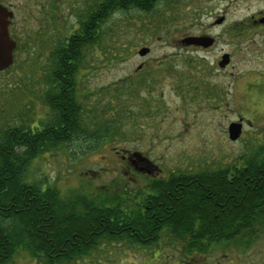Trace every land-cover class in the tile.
Segmentation results:
<instances>
[{
  "label": "flooded vegetation",
  "instance_id": "1",
  "mask_svg": "<svg viewBox=\"0 0 264 264\" xmlns=\"http://www.w3.org/2000/svg\"><path fill=\"white\" fill-rule=\"evenodd\" d=\"M224 1V6L215 14L211 24L230 25L228 33L231 41L227 43H232V49H221L214 69L202 67V79L199 80L204 84L200 86L203 92L196 93L189 88V95L207 100L216 94L219 104L242 102L250 105L254 115L248 117L242 112L238 113L229 122L225 135L231 143H239L242 151L251 152L249 156L227 166L192 172L191 169L175 170L158 164L149 160L139 149L116 150L121 153V165L127 175L120 190L114 186L116 179L100 188L106 192L99 193L105 195L99 196V199L96 189L66 198L56 187L63 199H74L79 206L60 210L63 227L68 228L72 222L86 224L77 225L73 235H63L58 242L49 243L46 239L36 242L41 251L32 253L20 250L19 255L27 254L26 259L34 264H264V241L256 240L258 233L264 232V0ZM240 1L246 3L244 9L247 13L230 16L233 7L237 8ZM88 5V14L83 15L79 8L71 6L69 0H0V16H5L9 39L14 43L12 61L0 68V121L9 120L11 115L13 117L10 110L15 103L14 90L20 87L15 82V74H21L29 67L25 58L38 45L44 58L43 103L40 109L46 115L43 116L45 120H38L28 108L24 116L18 118V123L0 124V136L10 125L24 124L31 132L47 129L48 123L57 120L54 104L61 102L64 72L72 73V81H68L66 89L72 92V99L77 103L75 107L78 109L79 102L84 103L80 100L79 72L84 62H89V56L95 49L96 1L90 0ZM65 13L69 16H65ZM65 24L71 26L64 30ZM188 36L213 37V42L208 46L184 43L187 47L204 52L211 51L222 40L218 33L209 31L185 35L184 38ZM225 54L228 55V62L222 63ZM244 63H248L247 68H241ZM147 67L148 64L141 61L137 70L144 71ZM211 70L218 71L216 84L207 82V72ZM148 72L141 75L144 83L149 79ZM227 78L230 81L225 86L224 80ZM132 84L134 90L143 89L136 82ZM125 85H129L127 81ZM226 88L231 90L226 91ZM83 106L90 128L88 139L67 140L49 148V152L63 145L71 149L95 148L90 111L85 104ZM234 121L242 124V131L237 139L232 140L229 125ZM77 122L72 137H79ZM247 127L252 130L247 132ZM134 153L140 154L134 156ZM256 157L258 160H255ZM200 172L220 175L214 178L190 176ZM181 174H184L183 178ZM210 179L236 183L237 191L240 183H248L246 190L253 191L260 183V192L255 195L245 192L243 199H247L248 204L240 207L239 202L235 203L236 209L232 215H228V210L216 208L210 221L203 211L174 208L178 195L173 190L177 185L195 182L198 187ZM42 184L44 188L47 187L46 183ZM49 245L52 246L51 251L46 252Z\"/></svg>",
  "mask_w": 264,
  "mask_h": 264
},
{
  "label": "rangeland",
  "instance_id": "2",
  "mask_svg": "<svg viewBox=\"0 0 264 264\" xmlns=\"http://www.w3.org/2000/svg\"><path fill=\"white\" fill-rule=\"evenodd\" d=\"M70 1L81 14H88L90 0ZM95 1L96 5L101 2ZM224 3V0H159L146 11L133 7L108 14L101 22L89 62L86 60L79 72V80L80 100L90 111V127L95 131L97 126L108 122L113 126L112 132L102 142H96L92 150L63 145L56 151L42 153L28 168L29 181L54 185L66 198L96 189L99 199V196L105 197L99 195L106 192L100 189L102 186L116 179L114 186L119 191L125 182L127 175L121 165V153L116 152L122 148L139 149L158 164L192 172L246 159L251 152L242 151L239 143H231L225 135L229 122L238 113L254 115L250 105L219 104L216 94L207 100L189 95V88L196 93L203 92L200 86L204 84L199 80L202 67L214 69L221 49H232V43H227L231 41L230 25L211 24ZM238 4L230 16L247 13L246 3ZM65 16L69 15L65 13ZM64 26L66 30L71 25ZM205 31L218 33L223 40L209 52L196 51L181 42L185 35ZM143 46L150 50L140 55L138 51ZM42 57L39 45L32 48L25 58L29 67L15 74V82L20 87L14 90L15 103L10 110L13 117L0 121L1 125L18 123L28 108L38 120H45L46 115L40 109L44 86ZM141 61L148 67L139 72ZM247 67L248 63L241 64V68ZM143 72H148L149 77L145 83L141 78ZM217 73L216 70L207 72V82L216 84ZM126 81L129 85H125ZM229 81L224 80L225 86ZM132 82L143 89L134 90ZM251 130L247 127V132ZM91 170L96 173L92 174ZM258 235L256 240L264 241V232ZM26 256L16 254L9 264H34Z\"/></svg>",
  "mask_w": 264,
  "mask_h": 264
},
{
  "label": "trees",
  "instance_id": "3",
  "mask_svg": "<svg viewBox=\"0 0 264 264\" xmlns=\"http://www.w3.org/2000/svg\"><path fill=\"white\" fill-rule=\"evenodd\" d=\"M157 1L159 0H101L96 5L95 38L100 34L101 22L108 14L133 7L146 11ZM68 81H72V73H62L61 102L54 104L57 109V120L48 123L47 129L28 132L24 124L10 125V128L0 136V264H8L20 250L32 253L41 251L42 249L35 245L36 242L45 239L49 243L58 242L63 235H73L77 231V225L86 224L72 222L65 229L60 222L63 216L60 210L76 209L79 207L76 201L63 199L54 185L47 184L44 188L42 182H31L27 177L32 161L42 153L49 152V148L67 140L83 138L87 140L90 136L87 113L83 109L84 103L79 102L78 109L75 107L77 103L72 99L73 94L66 89ZM76 121L79 137H72ZM106 123L97 126L96 121L94 138L97 144L112 132L113 126ZM255 160H258V157ZM219 175L216 172L190 174L209 178ZM180 176L183 178L184 174ZM184 183L177 185L173 190L178 195L174 208L190 212L203 211L209 218L208 221L214 218L213 212L216 208L228 210V215H232L236 209L235 203L239 202L240 207L248 204L247 199H243L245 192L248 195L260 192L258 191L260 183L257 184L255 191L246 190L248 183H240V189L237 191L236 183L216 179L207 180L198 187L195 182L191 185ZM236 194L238 197H235ZM51 247L49 245L46 252H50Z\"/></svg>",
  "mask_w": 264,
  "mask_h": 264
},
{
  "label": "water",
  "instance_id": "4",
  "mask_svg": "<svg viewBox=\"0 0 264 264\" xmlns=\"http://www.w3.org/2000/svg\"><path fill=\"white\" fill-rule=\"evenodd\" d=\"M220 22V20H219ZM185 44H201L208 46L213 42L211 36H188L182 40ZM14 43L9 39V33L7 29V23L5 16H0V68L7 66L12 61V50ZM150 50V47L143 46L139 49L140 55H145ZM224 60L222 63L228 62V55L223 56ZM242 131V124L240 122H231L229 125V135L232 140L237 139ZM140 153H134V156H138Z\"/></svg>",
  "mask_w": 264,
  "mask_h": 264
}]
</instances>
